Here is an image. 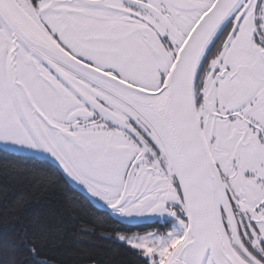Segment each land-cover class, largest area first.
<instances>
[{
	"label": "snow or ice",
	"instance_id": "1",
	"mask_svg": "<svg viewBox=\"0 0 264 264\" xmlns=\"http://www.w3.org/2000/svg\"><path fill=\"white\" fill-rule=\"evenodd\" d=\"M24 184L91 227L21 195L0 264H264V0H0L6 208Z\"/></svg>",
	"mask_w": 264,
	"mask_h": 264
},
{
	"label": "trees",
	"instance_id": "2",
	"mask_svg": "<svg viewBox=\"0 0 264 264\" xmlns=\"http://www.w3.org/2000/svg\"><path fill=\"white\" fill-rule=\"evenodd\" d=\"M0 188H2V186H0ZM21 195L27 199L39 197L44 202L51 198L53 202L61 209L64 216L68 218L69 222H72L71 217L75 216L77 218L75 221L77 227H91L90 221L92 220V217L89 214L91 210L83 205L73 209L71 200L66 198H71L74 193L66 189H62L59 186L40 192H37L31 187V185L28 184L10 186L8 192L7 208L5 207L4 193L2 190H0V221H3L6 218V213H11V208L14 201ZM91 241L94 242L95 245L107 243L106 241L98 240L96 237H92ZM73 246L77 248H87L91 245L89 243L73 242ZM105 253L106 254L104 258L108 264H111V261L118 259V257H116L110 251L105 250ZM81 264H84V262H81Z\"/></svg>",
	"mask_w": 264,
	"mask_h": 264
}]
</instances>
